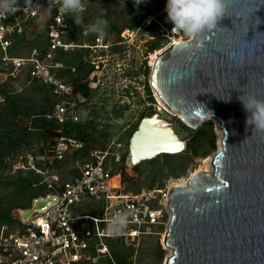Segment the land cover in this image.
<instances>
[{
  "label": "rangeland",
  "instance_id": "obj_1",
  "mask_svg": "<svg viewBox=\"0 0 264 264\" xmlns=\"http://www.w3.org/2000/svg\"><path fill=\"white\" fill-rule=\"evenodd\" d=\"M85 3L84 25L107 11L105 18L109 27L107 36L101 40L112 47L102 53L104 63L99 69L91 65L94 58L87 50L58 53L61 68L55 74L72 88L70 101L77 105L79 117L76 124L67 125L66 133L83 143L82 151L69 153L60 167L64 171L72 170L77 154L85 158L93 149H107L121 158L113 162L112 168L121 172L126 189L185 182L201 168L203 157L213 158L219 151L223 132L213 118L192 129L161 109L151 82L150 61L152 55L164 51L173 41L187 42L192 37L171 33L173 25L166 22L164 11L166 0H144L138 6H134L133 0H88ZM69 20L67 41L93 43L97 36L84 35L86 29ZM18 43L9 49V56H24L35 47L45 49L46 21L30 22ZM151 44L158 48L150 52ZM81 84L85 87L74 91ZM84 92L88 96H84ZM51 106L50 89L45 83L32 79L27 67L14 77L0 74V227H16L20 210L30 208L33 199L48 192L46 176L26 167L31 155L35 168L45 169L44 162L37 156L48 147L56 129L44 119ZM156 113L171 123L186 142V149L130 166L127 162L129 139L142 118ZM210 165L213 169V164ZM84 213L92 214L89 210ZM162 238L146 237L136 246L115 241L111 244V260L102 258L80 264H117L120 258L124 260L122 264H165L170 248L164 245Z\"/></svg>",
  "mask_w": 264,
  "mask_h": 264
},
{
  "label": "water",
  "instance_id": "obj_2",
  "mask_svg": "<svg viewBox=\"0 0 264 264\" xmlns=\"http://www.w3.org/2000/svg\"><path fill=\"white\" fill-rule=\"evenodd\" d=\"M151 82L183 125L197 129L213 118L223 132L212 173L197 171L171 188L165 245L173 253L166 263L264 264V131L246 126L237 99H264V0H226L215 30L157 57ZM160 119L156 113L140 120L129 139L130 166L186 149L171 123L156 126ZM55 201L33 199L20 210L22 221Z\"/></svg>",
  "mask_w": 264,
  "mask_h": 264
},
{
  "label": "built area",
  "instance_id": "obj_3",
  "mask_svg": "<svg viewBox=\"0 0 264 264\" xmlns=\"http://www.w3.org/2000/svg\"><path fill=\"white\" fill-rule=\"evenodd\" d=\"M20 2L23 5V0ZM33 3L46 6V0H33ZM36 19L41 20L30 9L0 18V74L14 77L27 67L32 79L45 83L50 89L52 106L44 119L56 129L48 147L37 156L44 162L45 169L35 168L31 155L26 168L46 176L48 192L45 195L54 196L56 201L25 221L19 213L16 227H0V264H80L102 258L111 260L112 242L136 246L146 237H166L171 218L168 195L175 186L126 189L121 172L112 168L113 162L121 158L107 149H93L85 158L77 154L72 170L64 171L60 167L69 153L82 151L83 143L66 133L67 125L76 124L79 117L77 105L70 101L72 88L55 74L61 68L58 53L87 50L94 58L91 65L99 69L104 63L102 53L112 46L97 37L91 44L67 41L70 20L54 10L51 17L43 19L47 47L32 48L24 56H9V49L19 44L28 24ZM119 209L131 210L133 217L127 230L113 237L105 230L106 221ZM86 210L92 214L84 213Z\"/></svg>",
  "mask_w": 264,
  "mask_h": 264
},
{
  "label": "clouds",
  "instance_id": "obj_4",
  "mask_svg": "<svg viewBox=\"0 0 264 264\" xmlns=\"http://www.w3.org/2000/svg\"><path fill=\"white\" fill-rule=\"evenodd\" d=\"M143 2L144 0H133L134 6ZM86 7L85 0H46V6L33 3V0H23V5L20 0H0V18L6 19L19 11L30 9L33 15L46 19L51 17L55 10L59 16L71 18L76 26L84 27L87 34L95 35L99 39L105 38L109 27V22L105 18L107 11H102L94 20L84 25L83 14ZM225 7L226 0H166L164 11L167 14L166 22L173 25L171 33L194 38L215 30L218 22L225 16ZM237 99L246 113V126H251L255 131H264V99L243 94ZM132 217L131 210L113 211L106 221V232L113 237L122 235L131 223Z\"/></svg>",
  "mask_w": 264,
  "mask_h": 264
},
{
  "label": "bare ground",
  "instance_id": "obj_5",
  "mask_svg": "<svg viewBox=\"0 0 264 264\" xmlns=\"http://www.w3.org/2000/svg\"><path fill=\"white\" fill-rule=\"evenodd\" d=\"M193 38V37H192ZM177 42H182V41H173L170 45H172V44H175V43H177ZM169 45V46H170ZM163 51H159V53L158 54H154V55H152V57H151V64H152V66L154 65V62H155V60L157 59V57L162 53ZM157 97H158V95H157ZM158 101H159V104H160V107H161V109H163V110H165L166 112H169L167 109H166V107H165V105L163 104V102L160 100V98L158 97ZM170 113V112H169ZM172 116H174V114H172V113H170ZM156 126L157 127H159V128H163L164 127V120L163 119H160V120H158L157 122H156ZM219 150H221V142H220V144H219ZM212 160H213V158H209V157H207V158H203L202 159V162H201V164H202V166H201V168L199 169V170H197V171H202V172H206V173H212V167H210L211 165V163H212ZM211 168V169H210ZM196 171V172H197ZM192 176V175H191ZM186 182H187V180L185 181V182H182V183H175V185H173V186H184L185 184H186ZM172 184V183H171ZM174 184V183H173ZM161 241H163V242H165V235L163 236V238H162V240ZM164 244V243H163ZM165 245V244H164ZM168 251H169V253H170V256L172 255V250L170 249H168ZM169 256V257H170ZM169 257H167L166 258V262H167V259L169 258ZM165 264H167V263H165Z\"/></svg>",
  "mask_w": 264,
  "mask_h": 264
},
{
  "label": "trees",
  "instance_id": "obj_6",
  "mask_svg": "<svg viewBox=\"0 0 264 264\" xmlns=\"http://www.w3.org/2000/svg\"><path fill=\"white\" fill-rule=\"evenodd\" d=\"M156 48H158L157 45H155V44H151L150 47H149V51L151 52L152 50H155ZM83 87H85V85L81 84L80 86L75 87V88H74V91L78 92L79 89H80V88L82 89ZM83 95H84V96H88L87 92H84ZM44 124H45V123H44ZM192 143H193V142H192ZM192 149H193V152L195 153V147H194V146L192 147ZM203 156H204V155H203ZM124 157H125V156H123V158H124ZM203 158H205V157H203ZM150 187H152V186H150ZM150 187H149V188H150ZM123 262H124V260L120 258V260H118L117 264H122Z\"/></svg>",
  "mask_w": 264,
  "mask_h": 264
}]
</instances>
